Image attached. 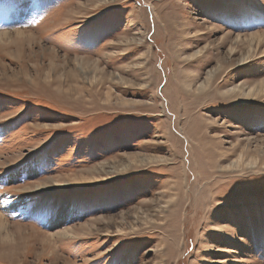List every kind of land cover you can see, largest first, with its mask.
Instances as JSON below:
<instances>
[{
	"label": "rangeland",
	"instance_id": "obj_1",
	"mask_svg": "<svg viewBox=\"0 0 264 264\" xmlns=\"http://www.w3.org/2000/svg\"><path fill=\"white\" fill-rule=\"evenodd\" d=\"M0 33V264H264V0H0Z\"/></svg>",
	"mask_w": 264,
	"mask_h": 264
},
{
	"label": "bare ground",
	"instance_id": "obj_2",
	"mask_svg": "<svg viewBox=\"0 0 264 264\" xmlns=\"http://www.w3.org/2000/svg\"><path fill=\"white\" fill-rule=\"evenodd\" d=\"M24 31H19V32H16L17 34H20V33H23ZM2 34H7V33H0V37H1V35ZM259 42V41H258ZM242 64V63H241ZM261 87V86H260ZM259 88V87H258ZM236 89H234V91H235ZM255 90V89H254ZM261 90V89H260ZM252 92H253V90H252ZM256 92V91H255ZM257 93V92H256ZM244 155V154H243Z\"/></svg>",
	"mask_w": 264,
	"mask_h": 264
}]
</instances>
